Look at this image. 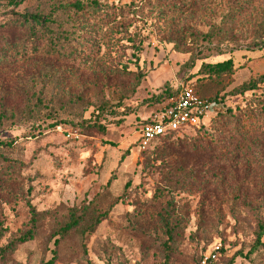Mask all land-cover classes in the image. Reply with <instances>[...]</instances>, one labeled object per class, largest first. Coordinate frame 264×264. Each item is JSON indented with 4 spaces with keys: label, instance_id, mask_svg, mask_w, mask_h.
<instances>
[{
    "label": "rangeland",
    "instance_id": "374dc122",
    "mask_svg": "<svg viewBox=\"0 0 264 264\" xmlns=\"http://www.w3.org/2000/svg\"><path fill=\"white\" fill-rule=\"evenodd\" d=\"M52 9L36 36L2 26ZM262 44L264 0H0V247L39 213L0 264H264V129L225 113L249 105L248 132L264 118L263 88L237 90L264 74ZM229 59L230 74H198ZM181 86L218 99L205 126L140 149L141 123ZM89 203L105 219L55 246L52 228Z\"/></svg>",
    "mask_w": 264,
    "mask_h": 264
},
{
    "label": "trees",
    "instance_id": "16d2710c",
    "mask_svg": "<svg viewBox=\"0 0 264 264\" xmlns=\"http://www.w3.org/2000/svg\"><path fill=\"white\" fill-rule=\"evenodd\" d=\"M25 0H9V4L13 7L20 6ZM66 8L72 9L74 11L81 10L82 6L78 2L70 3L69 5L65 6ZM53 12H55L53 9L50 10L47 13H41V12H29L25 11L23 13L13 12L11 13L10 19L7 23H4L2 26L4 30H9L11 32L18 31H25L31 35L36 36L38 34L39 30H46L49 28V26L52 25L53 22ZM260 49H264V44L260 45ZM232 72V60L229 59L227 61H224L222 63L217 64H202L200 67V70L198 74H206L209 76L215 75L220 76L223 74H230ZM260 87L264 90V74L260 75L256 78H251L248 81L244 82L237 90L239 94H244L247 92H254ZM28 91H30L28 89ZM26 92V91H25ZM19 93V91H17ZM177 91L174 94H168L165 93L162 95V99L159 103H157V108L153 111L160 109L161 107L167 105L170 99L174 98ZM196 95H198L202 99H206L209 102H218V99L215 98H205L200 96L196 91H194ZM40 98L37 96V98L33 99V103L27 105V107L24 109L25 114L27 115V119L24 120L26 122L35 120V118L38 116V108L41 107ZM30 103V102H29ZM28 104V103H27ZM32 106V107H31ZM249 105H245L240 111L234 113L232 110L227 109L226 115L230 118L229 123L233 125L236 129L239 130L240 133L244 134H255L259 132L261 129H264V118H259L258 120H255L254 122L250 123L249 125V132L244 130L245 125H243L242 120L244 118H247L251 115ZM264 110V109H263ZM146 121H144L142 124H144ZM205 124L199 125L198 128H195L197 130H200L202 127H204ZM176 133L164 135L161 137H158L154 139L151 143L155 141H159L161 139L168 138ZM171 149V148H170ZM169 149V150H170ZM164 151V150H163ZM166 154L171 152H168V150L165 151ZM171 156V155H170ZM39 213H36L34 210H32V219H31V226L30 228L21 234L17 239L13 240L11 243H8L7 245L0 247V258H5L10 250H12L16 245L26 243L28 241L33 240L37 235L38 227L36 225V221L38 219ZM105 211H101L100 208H98L95 204L89 203L88 206L82 210H76V209H70L69 214H67L63 220L59 223L58 226H54L51 230V238H54V245L57 246L60 242L67 239H71L74 236L81 237L85 233H91L93 232L98 225L105 219ZM264 229V222L260 223L258 225V233L256 235V244L254 245L255 248L260 245V238L263 234ZM2 239V235L0 233V240ZM55 252L53 255L55 256ZM55 257H52L49 261L41 264H54Z\"/></svg>",
    "mask_w": 264,
    "mask_h": 264
},
{
    "label": "built area",
    "instance_id": "2783aa9c",
    "mask_svg": "<svg viewBox=\"0 0 264 264\" xmlns=\"http://www.w3.org/2000/svg\"><path fill=\"white\" fill-rule=\"evenodd\" d=\"M214 107L213 102L200 98L189 86H181L174 98L167 105L153 112L138 129L140 149H145L156 138L172 134L184 133L204 124L208 113ZM218 248L213 251L212 259Z\"/></svg>",
    "mask_w": 264,
    "mask_h": 264
}]
</instances>
